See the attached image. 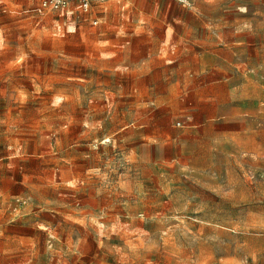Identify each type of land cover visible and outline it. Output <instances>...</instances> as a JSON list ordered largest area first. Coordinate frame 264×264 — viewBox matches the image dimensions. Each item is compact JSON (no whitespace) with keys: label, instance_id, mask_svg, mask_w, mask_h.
<instances>
[{"label":"rangeland","instance_id":"obj_1","mask_svg":"<svg viewBox=\"0 0 264 264\" xmlns=\"http://www.w3.org/2000/svg\"><path fill=\"white\" fill-rule=\"evenodd\" d=\"M41 1L0 0V264H264V0Z\"/></svg>","mask_w":264,"mask_h":264},{"label":"built area","instance_id":"obj_2","mask_svg":"<svg viewBox=\"0 0 264 264\" xmlns=\"http://www.w3.org/2000/svg\"><path fill=\"white\" fill-rule=\"evenodd\" d=\"M106 1L107 0H42L40 4L33 8V11L36 13L54 11L62 15L65 13L68 15L72 14L74 10L87 12L92 5L104 4ZM72 5L74 9H71Z\"/></svg>","mask_w":264,"mask_h":264},{"label":"crops","instance_id":"obj_3","mask_svg":"<svg viewBox=\"0 0 264 264\" xmlns=\"http://www.w3.org/2000/svg\"><path fill=\"white\" fill-rule=\"evenodd\" d=\"M40 4V3H39Z\"/></svg>","mask_w":264,"mask_h":264}]
</instances>
